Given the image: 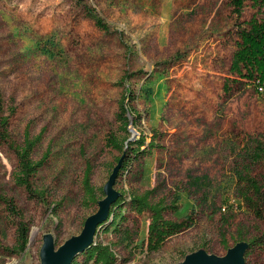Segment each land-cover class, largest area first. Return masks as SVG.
<instances>
[{
	"label": "rangeland",
	"instance_id": "obj_1",
	"mask_svg": "<svg viewBox=\"0 0 264 264\" xmlns=\"http://www.w3.org/2000/svg\"><path fill=\"white\" fill-rule=\"evenodd\" d=\"M253 17L264 18V7L252 0L239 21L231 0H0V93L6 112L15 109L0 139V197L30 229L25 250L13 252L19 219L0 199V264H41L47 235L55 251L79 237L102 202L86 201L87 168L102 197L122 160L110 188L120 215L93 239L111 247L116 264H180L199 251L224 258L256 238L262 247L244 261L264 264V205L257 217L240 181L244 170L262 181V163L249 156L264 143V89H224L237 29ZM26 132L41 135L33 159L46 156L32 178L36 199L15 182L12 146ZM141 136L151 151L109 144ZM148 191L165 219L185 224L158 248L148 242L151 213L131 202Z\"/></svg>",
	"mask_w": 264,
	"mask_h": 264
},
{
	"label": "trees",
	"instance_id": "obj_2",
	"mask_svg": "<svg viewBox=\"0 0 264 264\" xmlns=\"http://www.w3.org/2000/svg\"><path fill=\"white\" fill-rule=\"evenodd\" d=\"M247 0H231V6L233 14L236 16L237 21L242 16V9ZM253 3L264 7V0H252ZM96 24L100 28L106 29L104 24L100 21H96ZM238 31L237 50L234 52L230 70L234 74L233 78H227L225 81L224 89L229 90L231 83H254L258 88L264 89V18L253 17L251 20L241 23ZM7 110L4 107L3 99L0 93V139L6 141L8 139V127L11 115L14 114L15 109ZM131 111L127 110L125 106H121V112L119 119L122 122L125 129L129 125L127 114ZM41 135L31 137L28 132L25 133L24 141L20 145H13L16 158H17V170L15 173V182L17 185L23 187L25 191L32 198H41V192L34 187L32 178L38 173V171L45 165L46 156L40 160H34L32 157L35 147L40 143ZM109 144L115 149L120 151L133 149L136 146L135 151L137 154L145 153V149L151 151L154 145H146L145 138L141 136L138 140L132 142L128 138L118 143L116 139L109 140ZM143 148V149H142ZM249 159L253 162H261L263 165L262 181L259 182L255 178L246 174L247 171H243L240 174V181L244 183L246 192L242 194L244 202L253 208L257 217L260 216V206L264 205V143L258 142L255 150L250 154ZM121 168H125L126 163ZM121 169H119L120 171ZM118 171V173H119ZM118 175V174H117ZM84 191L86 201L88 203L97 204L103 196L99 197L98 192L90 184V168H87L86 176L84 178ZM153 191H148L142 196H134L132 198V206L137 211H148L151 213V222L148 227V242L155 248H158L168 237L180 232L184 227V223H177L165 219L164 211L166 207L163 202L153 204L149 201L150 195ZM0 199L6 204L8 210L12 215L19 219L17 228V244L13 249V252H23L29 242V226L23 220V217L13 200L7 199L2 196ZM122 198L118 197L116 201L111 205L109 216L101 225L97 227L101 228L106 222L115 224L117 218L120 215V210L116 209L120 207ZM239 242H245L240 240ZM261 239L256 238L250 242H247L249 248L246 251L244 257L249 256L248 250L255 244L258 248H261ZM87 263L93 262L94 264H116V255L112 251L110 246L99 244H92L85 252H83ZM75 257L71 264H78ZM246 264V263H245Z\"/></svg>",
	"mask_w": 264,
	"mask_h": 264
},
{
	"label": "water",
	"instance_id": "obj_3",
	"mask_svg": "<svg viewBox=\"0 0 264 264\" xmlns=\"http://www.w3.org/2000/svg\"><path fill=\"white\" fill-rule=\"evenodd\" d=\"M123 161V160H122ZM116 169L108 188L104 190L105 197L100 200V210L97 214L90 217L86 223L82 234L79 237L67 241L57 251L54 250L52 237L47 235L41 251V264H71L73 259L85 252L93 243L97 227L101 225L109 216L111 205L116 201L119 194L111 191L117 172L122 164ZM249 245L247 242H239L232 248L224 258H215L207 255L204 251L191 254L180 264H245L244 256Z\"/></svg>",
	"mask_w": 264,
	"mask_h": 264
}]
</instances>
